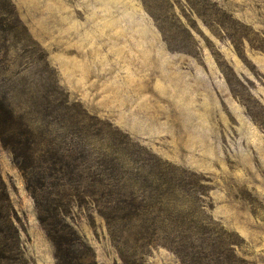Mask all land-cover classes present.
<instances>
[{
	"label": "rangeland",
	"instance_id": "rangeland-1",
	"mask_svg": "<svg viewBox=\"0 0 264 264\" xmlns=\"http://www.w3.org/2000/svg\"><path fill=\"white\" fill-rule=\"evenodd\" d=\"M0 264H264V0H0Z\"/></svg>",
	"mask_w": 264,
	"mask_h": 264
},
{
	"label": "trees",
	"instance_id": "trees-1",
	"mask_svg": "<svg viewBox=\"0 0 264 264\" xmlns=\"http://www.w3.org/2000/svg\"><path fill=\"white\" fill-rule=\"evenodd\" d=\"M37 206H38V204H37ZM38 210H39V219H40L41 224L47 230L49 236L53 239V241L54 240L56 241V239H54V236L57 235L59 231H56V230L52 229V227H51L52 225L50 223V217L44 215L45 211H44V209H42V207H40V205L38 207ZM57 243H58V241H57ZM60 244L61 243H58L59 246H60Z\"/></svg>",
	"mask_w": 264,
	"mask_h": 264
}]
</instances>
